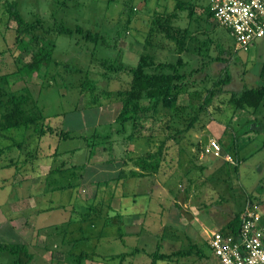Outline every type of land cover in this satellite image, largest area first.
Here are the masks:
<instances>
[{
	"label": "rangeland",
	"instance_id": "374dc122",
	"mask_svg": "<svg viewBox=\"0 0 264 264\" xmlns=\"http://www.w3.org/2000/svg\"><path fill=\"white\" fill-rule=\"evenodd\" d=\"M209 2L0 0V75L10 80L5 89H29L44 111L37 124L1 131L0 241L21 247L15 253L6 251L5 259L24 261L30 251H42L41 264H71L74 251H102L107 245L113 252L129 250L130 243L121 242L119 236L100 241L90 235L72 252L70 243L57 240L54 233L71 229L72 220L85 229L110 228L109 234H119L117 228L130 207L138 215L125 218L149 215L165 220L182 248L190 242L195 245L199 234L204 235L201 243L207 254L201 258L194 249L188 263L219 264L207 242L208 231L202 230L226 225L250 204L264 211V103L254 109L230 101L233 91L264 84V36L248 49L237 50L231 31L213 16L206 18ZM11 6L35 23L34 32L44 39L31 48L36 50L48 40L53 45V60L32 77L23 78L19 71L31 52L18 48L17 23L8 12ZM163 21L178 30L186 48L182 55L181 42L161 31ZM62 26L73 29V34L61 33ZM87 31L95 41L87 38ZM145 53L156 63H177L184 78L177 84L175 105L160 106L155 121L147 117L143 122L148 129H142V137L129 139L131 124L117 121L123 106L121 91L131 84V69ZM154 70L152 66L150 71ZM81 83L85 90L94 86L95 101L89 91L81 92ZM212 88L222 91L204 104ZM166 122L172 126L167 131L172 139L163 146L160 172L129 177L122 192L110 200V190L104 191L107 184L102 182L117 179L121 169L129 173L136 168L132 159L157 152L167 137L159 131ZM49 125L57 132H47ZM59 127L72 136L63 138ZM211 139L219 141V155L208 150ZM229 154L233 159L228 161ZM109 201L121 218L111 211L108 217L93 219L96 202L106 213ZM92 220L95 226H90ZM35 231L46 232L48 238L40 251L36 246L43 242L38 234L35 247L22 240Z\"/></svg>",
	"mask_w": 264,
	"mask_h": 264
},
{
	"label": "trees",
	"instance_id": "16d2710c",
	"mask_svg": "<svg viewBox=\"0 0 264 264\" xmlns=\"http://www.w3.org/2000/svg\"><path fill=\"white\" fill-rule=\"evenodd\" d=\"M206 11V18L208 20H210L212 16L214 17L212 2L208 3ZM8 12L10 14V20H14L17 23L15 41L19 46L18 48H21L22 51L27 49L28 51L30 50L29 52H31L29 60L19 68L21 76L23 78H27L32 77L35 73H41L45 67L49 66L54 58L52 47L53 45L51 44L50 40H48L45 41V43L39 46L36 50L31 48L34 47L35 44H38L40 41L42 42L44 40L43 37L34 32L35 23L25 20L19 10L14 6L8 7ZM79 29H82V27H79ZM160 29L161 31H163V33L165 32L170 38L176 39L181 42L179 44H181L182 50L179 54L182 55V53H184L185 51L184 49L186 48L183 44L184 41H182V39L177 36L178 30L172 28L167 21H163V23L160 24ZM60 32L71 35L73 34V29L67 26H62L60 28ZM28 34H31V37L29 40H26L25 36ZM87 38L91 41H95L96 39V37L92 35L91 31H87ZM180 58H182V56H180ZM152 66L155 67L154 71H150ZM178 68L179 65L175 62L156 63L153 55L145 53L140 56L137 66L131 69L133 73V76H131V84L129 85V87L121 91L123 106L121 107V113L119 114V117L117 119V121L123 126L131 124L132 133L128 135L129 139H134L137 136L142 137V129H148L146 128V123L143 122L147 120V117H152L155 121L157 118L156 112L161 109L160 106L169 109V107L175 105L178 91L177 84L184 78V73H179ZM9 81L10 80L8 75H0V111L2 112V121L0 122V135L1 131H6L7 129L14 128L21 129L23 127L28 128L31 125L37 124L39 121H42L44 119V111L40 108L38 100L32 96L30 90L26 89L20 92L7 90L5 89V84H9ZM47 85V87H49L51 85V82H48ZM84 87V83H81V92L85 93V91H89L95 101L98 98V95L95 93L94 86L89 90H85ZM221 91L222 90L220 89L212 88L209 92V95L206 97L204 104L211 103L212 98L216 94L221 93ZM230 101L233 105L239 108L257 109L261 106L262 103H264V84L257 87H247L242 90L233 91L231 93ZM148 112L151 113L148 114ZM168 120H170V118ZM192 123L193 121H191L190 124ZM47 128V132H57L56 128L50 125ZM59 128L60 134L63 138L67 139L72 136L64 128ZM169 128L172 130V126L169 125V122H166V125L164 127L162 126L159 129V131L161 130V132L167 137L166 140L161 142L157 152L146 153L145 155L132 159L134 160L136 168L130 169L129 173L121 169V172L119 173L117 179L114 178L110 179L109 181L105 180L104 182H102V185L107 184L103 186L105 187L104 191L108 188L110 190V200H113L117 197L116 193L121 191V185H123L124 180H127L129 177L142 178L144 176H148L149 174L160 172L161 160L163 158V146L166 145V142L168 140L172 139L171 135L167 132L169 131ZM184 130L185 129H181L182 132ZM43 132H45V128L43 129ZM177 142H179V140ZM23 145V141L19 143V147L23 148ZM166 147H168V145H166ZM3 150L0 149V154L3 152ZM112 182L115 183L114 186H111ZM97 206L98 202H96V207L92 208L95 212V215H92L93 219L99 218L101 216L108 217L107 214L111 213V211H114L110 201L107 205L108 211L106 213H103L101 210H99ZM243 211L240 210L236 212L226 225L220 227V230L226 233L231 232L233 234H238L241 227V214ZM114 213L119 218H121L122 214L120 212L114 211ZM195 247L197 248V255L201 258L204 257V254H202V252L200 251L201 249L199 245L191 244L187 249L180 248L172 252L158 250L148 251L146 249L136 247L131 252L116 254L111 256L110 258L111 260L122 258L123 261L128 254L137 255L144 250L153 261L152 264H156V262L158 261L178 262L183 258L192 256ZM20 248L21 247L19 245H11L0 242V252L10 250L15 253L20 250ZM28 256H32L31 253H28ZM88 258H90V252L88 251L83 250L79 253L74 252L71 255L70 262L71 264H84Z\"/></svg>",
	"mask_w": 264,
	"mask_h": 264
},
{
	"label": "built area",
	"instance_id": "2783aa9c",
	"mask_svg": "<svg viewBox=\"0 0 264 264\" xmlns=\"http://www.w3.org/2000/svg\"><path fill=\"white\" fill-rule=\"evenodd\" d=\"M215 21L227 27L237 50H246L264 36V0H212ZM220 143L211 139L208 150L220 154ZM227 159L232 160L229 154ZM238 234L211 230L209 247L219 264H264V211L248 205L241 214Z\"/></svg>",
	"mask_w": 264,
	"mask_h": 264
},
{
	"label": "crops",
	"instance_id": "0c3cea01",
	"mask_svg": "<svg viewBox=\"0 0 264 264\" xmlns=\"http://www.w3.org/2000/svg\"><path fill=\"white\" fill-rule=\"evenodd\" d=\"M107 181V180H106ZM147 207V206H145ZM146 209V208H145ZM137 210V208H136ZM132 215H138V212L133 211L132 208H127L124 214V220L120 222V226H118L117 231H119V234H109L108 231L110 232V228L105 229H85L80 226H78V223H74L72 220L70 221V226H73L69 230H65L62 233H58L56 230V239L61 240L63 239L64 243H70V245H67L69 250H72L73 247L76 248L79 244L80 241H85V240H90L91 237H98L100 238V241H111L109 237L111 236H119L118 239L123 242V243H130V249H124L122 252H113L112 250L109 249L108 245L104 246L105 250L103 249L102 251L98 250H92L88 251L90 252V258H88L84 264H152V260L149 257V255L146 254V252L143 250L141 253L137 255H131L128 254L127 257L122 261V258H117L111 260V256L116 255V253L121 254L125 252H131L133 249L136 247H139L141 249H146L148 251H166V252H172L176 249H180L184 246H180L179 243L176 241L174 233L171 231L169 228L170 224H167V222L164 220L162 221L161 219H156L154 216H145L143 219L140 220H130L125 218V216H132ZM134 217V216H132ZM85 222V221H84ZM13 223V222H11ZM62 223V222H61ZM60 223V224H61ZM60 224H56L59 225ZM83 224V223H82ZM103 224V223H102ZM95 226L94 220L91 221L90 226ZM105 224H103L104 226ZM213 225V224H212ZM211 226V225H210ZM207 229V228H205ZM203 229L206 233L208 231V235L210 236L211 230L213 229ZM210 232V233H209ZM58 233V234H57ZM38 234V241L39 243L43 242L40 245H37V249L40 251L47 242L48 238L46 237V232H39L35 231V235H27L26 238L22 239L23 242H26L27 245L31 248V246L35 247L33 242H35V236ZM60 238V236H62ZM91 235V237H89ZM65 236V237H64ZM108 238V240H107ZM206 240V237L204 235L199 234L198 239L194 240L196 241L195 244L199 245L200 251L202 254H207V251L204 249L203 245L201 242ZM209 241V237L207 242ZM1 243H7V244H12L11 242L8 241H0ZM16 243V242H15ZM20 243V242H19ZM32 243V244H31ZM76 245H75V244ZM17 244V243H16ZM190 243H188V246L190 247ZM209 244V243H208ZM132 245V246H131ZM179 245V246H178ZM177 246V248H176ZM40 248V249H39ZM67 249V250H68ZM194 249H197L196 247ZM31 250V249H30ZM84 250V249H83ZM8 251V250H7ZM74 250H72L73 252ZM6 251L0 252V264H15L18 262H22L23 264H41L44 256V252H39L38 254H33V251H30L32 256H27L25 257V260H15V261H10L9 258L5 259L4 256H6ZM75 252V251H74ZM43 253V254H42ZM194 254V252H193ZM63 255V254H62ZM72 255V254H71ZM193 256V255H192ZM213 256V255H212ZM188 256L186 258H183L181 261L174 262V261H158L156 264H189L188 259H190ZM214 257V256H213ZM215 258V257H214ZM107 259V260H106ZM219 263V262H218ZM191 264V263H190Z\"/></svg>",
	"mask_w": 264,
	"mask_h": 264
}]
</instances>
